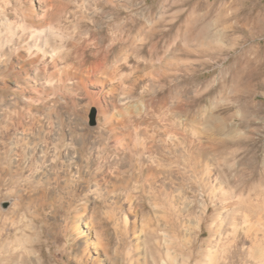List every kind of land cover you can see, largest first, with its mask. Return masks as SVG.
<instances>
[{
  "label": "rangeland",
  "instance_id": "1",
  "mask_svg": "<svg viewBox=\"0 0 264 264\" xmlns=\"http://www.w3.org/2000/svg\"><path fill=\"white\" fill-rule=\"evenodd\" d=\"M25 1L0 0V43L11 39V25L22 24ZM46 2L49 12L62 15L53 26L67 37L65 43H83L80 49L97 57L96 47L86 45L84 40L103 29L111 34L107 24L114 23L116 12L121 13L127 34L130 24L137 20L141 37L154 35L161 50L163 42L169 40L170 50H176L183 45L184 35H194L195 26L209 25L211 33L220 40L219 52L198 56L195 50L199 43L188 41L185 48L190 57L184 60L182 70L175 71L171 87L176 96L186 91L183 104L187 105L188 118L208 117L216 112L221 121L216 137L222 158L215 168L209 155L213 149L211 126L200 127L205 138L192 139L172 124L169 111L156 107L157 85L143 80L132 88V93H127L126 83L131 81V75L140 74L131 71L132 60L117 72V79L126 77L128 81L116 93L106 94L90 86L86 92L76 87L56 92L43 89L27 83L14 60L8 71L0 67V264H12L16 256L25 255V250L29 264H111L102 247L105 231L97 224L106 211L105 200L114 202L119 196L125 211L124 198L129 190L106 197L108 182L131 175L141 161L159 174L171 172L173 177L167 183L174 186L185 168V154L194 148L204 150L209 158L208 176L204 177L207 190L200 193L193 188L192 194L198 196L193 199L188 195L190 201L196 202L193 204L197 212L205 208L198 217L200 229L189 264L200 260L199 253L206 249L215 219L219 218L223 230L228 228L233 214L240 215V208H250L254 218L264 223V0ZM54 42L59 43L58 38ZM64 60L67 65L76 61L72 55L64 56ZM84 60L87 59L83 57ZM113 64L111 58L106 68H114ZM176 85L179 88L175 91ZM174 97L167 99L168 106H175ZM130 104L137 106L138 111H129ZM100 110L109 112V126L98 123ZM134 134L144 139L143 150L134 148ZM169 135L172 144L168 143ZM163 174L159 181L164 179ZM216 182L218 198L212 194ZM129 195L138 211L139 194L133 191ZM127 218L129 223L136 220L131 214ZM86 224H91L90 230ZM72 226L77 229L74 234ZM158 233L160 236L149 243L158 241L159 246L152 245V250L162 252L164 232ZM218 239L225 241L220 231L215 234V241ZM72 240L77 242L71 246ZM82 241L89 245L87 249ZM116 243L115 239L111 251ZM130 246L129 242L124 243L122 251ZM141 250L133 260L140 264L165 263L158 258L154 263L144 243ZM124 258L120 259L121 264L126 263Z\"/></svg>",
  "mask_w": 264,
  "mask_h": 264
},
{
  "label": "bare ground",
  "instance_id": "2",
  "mask_svg": "<svg viewBox=\"0 0 264 264\" xmlns=\"http://www.w3.org/2000/svg\"><path fill=\"white\" fill-rule=\"evenodd\" d=\"M47 4L46 0L25 1L21 8L22 24L17 27L11 25L12 28H10L11 30L9 29L11 39L0 43V67L8 71V67H11L15 60L16 68L23 73L22 78L27 83L39 85L43 89L52 92L67 90L72 87L86 92L90 86L95 89L98 88L97 91L100 90V93L106 94L107 92L116 93L117 90H120L117 88H122L121 86L128 81L125 80L126 77L124 79H117V72L118 69H121V66H129L128 61L132 60L134 65L130 68L131 71L140 74L131 75L133 76L132 79L127 78L131 79L129 84L126 83L129 87V89H126L128 90L127 93H132V88L138 87L139 82L146 80L151 84L157 85L159 88L156 107L169 111L172 115L171 120L173 123H171L183 129L185 134L191 136L192 139L205 138V133L200 127L206 128L207 125L211 126L210 130L213 136L210 142L213 149L209 155H212L214 159V167H219V161L222 156L220 151L221 146L216 136L220 132L221 121L214 114L216 112H212L208 117L202 115V117L188 118L187 105L183 104L184 92L182 91V96L181 94L176 96L174 89L171 87L175 71L182 70L181 68L185 67L184 60L190 57L191 53L185 48L188 41L199 43V49L195 50L198 56L203 57L219 52L220 40L211 33L209 25L204 24L197 28L195 26L193 29L194 35H184L183 40H181L183 41V45L181 44V46L176 47V50L175 48L174 50H170V40L163 42L161 50L159 49L160 41L154 35L149 34L144 39L141 37V25L137 20L130 24L129 34H127L126 24L120 19L121 13L116 12L114 23L112 25L107 24V29L112 30L111 34L106 33L103 29L84 40L86 45L90 44L96 47V53L99 55L97 57L91 53L92 56L89 55L84 50L85 48L80 49L83 43H65L67 37L58 31L59 28L57 30L53 26L55 22L62 18V15L49 12L50 9H48L49 5ZM194 22L196 23L197 20ZM11 26H8V28ZM96 37L97 43L95 42ZM55 38H58L59 43L54 42ZM11 43L14 45L12 44L13 46H11ZM78 49L83 50L81 57L78 55ZM70 55L76 61L72 64H64V56L68 57ZM83 57L87 60L83 61ZM111 58L114 68L108 69L106 68V64ZM184 79L187 81L186 78ZM177 88H179V85H176L175 91ZM149 89H152V87H149ZM125 96L127 97L126 94ZM171 97L177 100L175 106H168L166 103L167 99H171ZM127 107L129 111L133 108L136 112L138 111L135 105L130 104ZM101 110L98 111L97 121L98 123L101 122L103 125H107L109 122V112ZM169 137L167 136L168 143L172 144L170 142L172 137ZM133 140L134 148L143 150L144 139L134 134ZM207 154L204 150H195V148L187 151L184 156L185 168H183L179 178H177L178 181L175 184L176 186L174 185L175 187L169 186L167 183L171 181V172L169 174V172L161 171V174L164 173V181H159L160 172L154 168L147 167L141 161L137 169L132 170L131 175L122 176L116 179L115 182H108L109 186H106V197L126 190H129L130 194L133 191H137L139 194L138 211L135 210L134 198L129 193L124 198L126 205L124 212L123 204L120 198H118L119 196L114 198V202L105 200L103 203V208L106 211L97 227L105 231V245L102 247L108 256L107 260L111 264H121L120 261L122 260L120 259L123 256H125V264H140L138 260H133L132 257L142 252L141 246L143 243L146 248L150 249L154 263H156L157 258L164 260V264L190 263L189 261L192 257L190 256L192 254L190 251H192L199 233L198 230L200 229V218L198 217L202 213L204 214L205 208L201 207V210L197 212L193 204L196 202L194 200L190 201L188 195H192L194 199L197 194H194L195 192L192 194L193 188L199 190L200 193L206 189L207 183L204 177L208 176L207 161L209 157ZM217 182L212 188L214 191L212 194L218 198L220 190ZM171 183L173 182H170V185H172ZM130 186L132 188L128 189ZM134 211L138 212V215ZM252 211L254 212L250 208H240V215L236 217V214H233L229 218L228 228L223 230L221 229L222 225L219 218L215 219V227L211 226L212 228L209 229L206 249L199 253L200 260L194 264H264V223L260 219L254 218ZM128 214L133 215L136 220L138 219V225L136 224V220L129 223ZM90 226L91 224L88 226L86 224L88 230H90ZM76 230V227L71 228L73 234L76 233ZM159 230H163L164 232V250L162 252L160 250L158 252L152 250L153 244L150 245L149 243L155 236H160ZM216 231L221 232L225 240L224 242H221V239L215 241ZM76 237L81 239L77 234ZM115 239L117 243L114 246L115 249L111 251L110 246L114 243ZM26 242L28 243V240ZM76 242L72 240L71 246L75 245ZM119 242L122 244H119ZM127 242L131 246L126 251H122V245ZM84 245H86V249L89 247L86 241ZM153 246H159V242L154 241ZM22 251L24 252V249ZM27 253V250H25V255H21V257L16 256L17 259L12 264H29ZM78 261L81 262L79 259Z\"/></svg>",
  "mask_w": 264,
  "mask_h": 264
}]
</instances>
